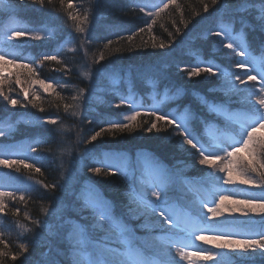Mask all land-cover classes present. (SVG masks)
Masks as SVG:
<instances>
[{
	"label": "trees",
	"instance_id": "obj_1",
	"mask_svg": "<svg viewBox=\"0 0 264 264\" xmlns=\"http://www.w3.org/2000/svg\"><path fill=\"white\" fill-rule=\"evenodd\" d=\"M219 23L243 38L248 54L263 62L264 0H0V56L15 61H0V75L7 77L0 87L19 101L13 107L0 95V160L20 162L0 164V172L20 177L0 183V264H49L60 258L58 252L70 262L83 243L92 257H99L100 246H106L122 259L124 243L130 240L115 224L119 218L127 220L132 241L154 250L164 237L160 232L166 231L163 219L160 228L146 233L140 221L129 218L134 208L130 194H136L133 176L108 167L101 154L137 159L148 153L164 165L181 162L190 170L187 176L223 173L222 166L207 172L201 163L197 146L208 140L204 130L240 133L239 128L228 129L217 114L230 110L231 115L264 122V105L258 103V83L239 88L249 77L247 56L212 31ZM224 43L233 47L217 51ZM213 64L224 74L233 69V82L211 73L190 77L191 69ZM40 81L52 87L45 91ZM239 97L252 104L245 106ZM137 111L140 116L129 121ZM150 112L179 128L160 121L159 131L148 132L155 120ZM124 124L131 128H111ZM182 130L194 131L188 136L192 145H179L177 132ZM12 145L23 146L28 156L4 155V148ZM262 151L257 149V159L264 162ZM95 168L101 169L99 175L92 172ZM230 185L229 190L236 188L235 182ZM89 188L100 192L110 221L101 220L90 206L94 197L85 199L81 190ZM181 197L168 195L179 204ZM184 201L192 203L187 196ZM253 216L264 221V213ZM240 251V257L229 253L216 258L217 263L264 264V249ZM164 252L178 264L168 247Z\"/></svg>",
	"mask_w": 264,
	"mask_h": 264
},
{
	"label": "rangeland",
	"instance_id": "obj_2",
	"mask_svg": "<svg viewBox=\"0 0 264 264\" xmlns=\"http://www.w3.org/2000/svg\"><path fill=\"white\" fill-rule=\"evenodd\" d=\"M212 31L216 35L223 37V39L232 41L241 51L243 50V52L246 53L245 56L247 57L245 58L246 61L244 62V66L247 73L249 76H255L256 80L254 82L260 85L261 81H264V60L261 62L256 57L250 56L251 54H248L243 38L232 34V31L227 27L222 26V23H219L216 28L212 29ZM218 32L219 34H217ZM227 45V43H224L223 46L221 45L217 48L219 49L217 51L222 52L227 48ZM209 67L217 70V72L214 73L219 78L225 79V81L229 83L233 82L234 76H230L233 69H227L224 74L225 71L216 68V66L214 67V64L209 65ZM249 82L253 81L247 79L244 83L239 84V88H242L243 84H248ZM244 87L245 85H243V90ZM226 95L231 96L233 94L227 92ZM239 96H241V93ZM151 99H154L153 103L157 101L156 97ZM237 99L240 103H244L245 106L252 104L247 98L239 97ZM227 112L233 113L230 110H227ZM217 115L223 117V122L227 123L228 129L232 130L234 128H239L241 131L240 133L231 132L237 137V139L246 140L249 131L260 123H254L252 124L253 126L243 125L245 121L241 117H236L235 115L227 116V114L222 115V113ZM190 118L191 116L189 119ZM243 127L245 128L244 130ZM193 132L194 131L191 130V132H185L183 136L180 135L179 145H192L186 142L185 136L188 140L193 142V139L189 138L193 135ZM204 135L205 138L208 139L207 142L205 144L201 143V146H197V148L201 150V154L203 155L202 159L204 156L213 158L212 164H204L207 172L214 171L217 167L221 166L224 168L227 165L228 160H217L215 157L223 158L228 152L242 146L243 144L242 142H240V144H235L234 137L231 138V136H224V134L222 135L219 131L207 132V130H204ZM262 137H264V128H260L256 132V139L259 138L260 141H264V138L261 140ZM10 150H13V154L23 152V148H20L19 146L7 151ZM102 157L107 160L109 165L133 176L131 181L133 184L131 187L135 190L136 194L135 196L130 194V201L134 208L131 210L129 218L131 220L140 221V226L146 229V233H150L148 228H160L158 227L160 226L159 218L163 219L166 227V231L160 233L167 238L160 237L161 241L154 244V250H152L151 253L142 245L137 244L135 240L132 241L126 234L127 232L125 233V231L128 230L127 220L124 221L122 218H119L120 220H114L118 229H122L123 233H125V238L127 237L130 240L129 242L124 243L126 255L124 254V258L122 259L119 258L122 261L128 262V264H173V262L170 261L172 256H169L164 252L166 246L169 251L175 253L178 264H220L217 263L216 258L226 256L229 253L234 254V257H240V248H216L214 244L198 239L197 237L199 235L210 236L212 234H219L235 240L264 238V231L262 230L264 227V221L260 222L258 217L253 216L256 212H250L248 216H242L238 212L233 214L225 211L222 216H217L215 218H213L211 213L208 212V207L218 205L221 195H227L229 200H252L253 202H264V188H258L251 184H241L239 179H236L234 181L236 183V188L229 190V186L231 185L225 183V180L227 179L226 172H220L207 177L187 176L184 173H188L187 170H190L181 162L174 163L173 165H164L162 160L146 153H139L136 156L137 159L124 155L121 156L120 154L115 153H107ZM248 157V153L245 151L241 152L239 157L233 158L235 172L243 170V163ZM261 162L263 161L261 160ZM154 169L162 171L165 177L164 183L160 184V186L157 185L159 184V180L155 176ZM171 173H173V175ZM170 177L173 178V181ZM19 178L20 177L17 175L5 174L3 171L0 172V183L9 181L17 182ZM195 182L200 184L198 185ZM144 190H147L149 193L146 194ZM81 192L86 194L85 199L94 197L97 200H101V194L97 189H82ZM153 192H157L159 198L154 196ZM168 195L173 197V199L185 195V197L187 196L191 199L192 203L184 201L185 197L184 200L181 197V204H173V201L171 198H168ZM208 199H211L212 202L206 201ZM149 205L152 207L147 210L143 209V207H148ZM164 241H167V244ZM85 247L86 244L83 243L82 249L80 248L79 250V256L76 258L93 261L99 258L92 257L91 253L85 250ZM144 249L148 256L143 252ZM182 253H187V257L181 259L180 256V258H178V255H181ZM197 253L199 255H196ZM208 253H211L214 256V259H204V256L208 255ZM154 254L160 255L163 257V260ZM232 263L229 262L227 264ZM108 264L115 263L108 262Z\"/></svg>",
	"mask_w": 264,
	"mask_h": 264
},
{
	"label": "snow or ice",
	"instance_id": "obj_3",
	"mask_svg": "<svg viewBox=\"0 0 264 264\" xmlns=\"http://www.w3.org/2000/svg\"><path fill=\"white\" fill-rule=\"evenodd\" d=\"M73 19H76V17H73ZM219 34V32L217 33ZM17 35H20V33H17ZM227 47L232 48V44H228ZM242 55H244V52L242 50L241 52ZM52 59H55V57H51ZM103 59V57H101ZM0 61H3L5 64L9 63H15L14 60H5L3 56H0ZM18 68H23L26 69L28 72H32V68L27 65V64H18L16 65ZM200 73H205V74H213L215 75L214 72H212L211 68L208 67H199V68H194L191 69L189 75L190 77H195L199 76ZM7 79V77H4L0 75V84L3 83V81ZM248 80L255 81L256 77L255 76H249ZM16 82L20 83L19 76L16 78ZM42 87L44 88L45 91H47L50 87H52L51 84L44 83L43 81L39 82ZM259 91L261 92V98H259L258 103L261 105H264V81H261L260 83V88ZM0 95L4 97L5 100L8 101L9 104H11L13 107H16L19 104V101L16 99H11L8 94L5 93L4 89L0 87ZM28 97V92H24V98L27 99ZM35 107V105H32ZM140 112L137 111L135 112L134 115L128 117L129 121L135 122L137 117L140 116ZM150 116H154L155 120L151 123V126L147 128L148 132H152L154 130L159 131L158 129V122L163 121L165 124V127L167 126H173L175 125L176 128H179V125L176 124L175 121L170 120L165 118L162 115H158L155 112H150ZM49 123L54 124L55 120H50L48 121ZM113 129H126V128H131V124H124V125H114L111 126ZM264 128V122L259 123L256 127L252 128L248 135L247 139L245 142L242 144V146L237 147L233 149L232 151L228 152L227 155L223 158L220 157H215L217 160H223L227 159L228 163L224 168H221L220 170L223 172L227 173V179L225 180V183L227 184H232L236 179H239L241 184H251L255 187L258 188H264V162H261L260 160L257 159V149H262L264 150V141H258L256 139V132L258 129ZM101 135V133H97L96 135L92 136L91 142L95 141L98 139V137ZM177 135L183 136V132H177ZM185 140L187 143L191 144L192 142L187 139L185 136ZM195 147V145H193ZM247 152L248 156L250 157L243 163V170L239 172H235L234 169V162L233 158L239 157V154L241 152ZM259 155L264 157V151L260 152ZM8 163H20L19 161H6V160H0V164H8ZM202 164L208 165L213 163V158H210L208 156H204L203 159L201 160ZM26 167H31V165H26ZM39 171V169H37ZM92 172L96 175H99L101 173L100 168H95L92 170ZM154 173L156 178L159 180V185L163 184L165 181V177L159 169H154ZM249 173L251 175H249ZM113 175L115 173H112ZM2 195V193H0ZM153 195L159 198V194L157 192H153ZM227 202V203H226ZM90 206L95 209L97 212H99V218L104 221H110V209L109 207L104 203L101 202L100 200L97 199H91L89 200ZM152 206L149 205L148 207L145 208L147 210L148 208H151ZM3 210V206L0 205V211ZM259 212L264 213V202H253L252 200H229V197L227 195H221L219 199V203L216 206L213 207H208V212L211 213L212 217L215 218L217 216H222L225 211H228L230 213H240L242 216H248L250 212ZM200 240H203L207 243H212L215 245L216 248H233V247H239L242 248L244 251H247L249 249L251 250H256V249H264V238H246V239H240V240H235L231 239L228 236L224 235H219V234H212L210 236H204V235H199L197 237ZM24 252L28 251L27 246L23 249ZM4 253H0V256H3ZM99 258L95 261L93 260H84V259H78L77 253H74L73 259L69 260L63 258V255L58 252L57 257L60 258H54L52 259L49 264H108L109 261H115L116 264H128V262L121 261L119 257V253L117 250L108 248L106 246H100L99 248ZM196 255H199L198 253ZM187 257V253H182L181 254V259H184ZM17 257L13 256L12 259L16 260ZM204 259L211 260L214 259V256L211 253H208V255L204 256Z\"/></svg>",
	"mask_w": 264,
	"mask_h": 264
}]
</instances>
